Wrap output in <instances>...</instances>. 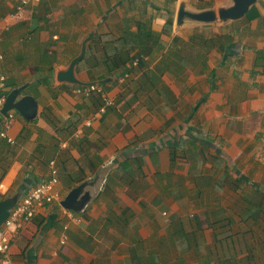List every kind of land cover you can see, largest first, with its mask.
<instances>
[{
	"label": "crops",
	"instance_id": "0c3cea01",
	"mask_svg": "<svg viewBox=\"0 0 264 264\" xmlns=\"http://www.w3.org/2000/svg\"><path fill=\"white\" fill-rule=\"evenodd\" d=\"M183 2L202 10L232 0H42L18 18L19 0H0V83L27 85L22 94L39 112L29 121L12 110L14 142L0 138V200L51 177L52 162L58 173L59 196L20 228L13 264H187L168 260L171 241L190 250L205 220L216 239L247 192L264 193V0L249 18L178 25ZM93 31L77 75L115 76L99 84L114 99L105 112L99 94L57 81ZM140 49L125 83L109 75ZM99 174L86 209L72 211L80 220L70 218L60 200ZM256 258L264 264V248Z\"/></svg>",
	"mask_w": 264,
	"mask_h": 264
},
{
	"label": "water",
	"instance_id": "95a60500",
	"mask_svg": "<svg viewBox=\"0 0 264 264\" xmlns=\"http://www.w3.org/2000/svg\"><path fill=\"white\" fill-rule=\"evenodd\" d=\"M259 0H232L228 6H220L218 8H208L202 10H192L186 7L183 2L177 13V24L182 25L186 21L195 23H215L220 22L228 24L232 21L242 19L247 15L250 9ZM94 31L89 34L82 43L80 53L75 56L70 63L57 72V81L60 84H72L80 86H89L94 84H103L112 82L115 76L107 77L96 81H84L77 75V66L85 58L87 52V42L93 36ZM27 85H21L13 88L6 96V100L2 107V114L9 115L10 110L18 111L23 117L29 121H34L38 116V101L31 94H22L23 89ZM101 178L99 174L94 180L84 181L74 187L62 200L60 205L66 210L81 212L86 209L92 200V193L88 186L96 184ZM20 199V193L10 195L0 200V227L8 219L11 210L15 207Z\"/></svg>",
	"mask_w": 264,
	"mask_h": 264
},
{
	"label": "built area",
	"instance_id": "2783aa9c",
	"mask_svg": "<svg viewBox=\"0 0 264 264\" xmlns=\"http://www.w3.org/2000/svg\"><path fill=\"white\" fill-rule=\"evenodd\" d=\"M41 1L42 0H19V4L11 13V16L18 18L24 13L28 6L38 4ZM134 63L137 64V60H135ZM129 76L130 72L127 71L120 74L118 79L121 83H125ZM0 88L2 89V92L0 93V138L7 139L9 142H14L8 134L10 122L14 116L13 111L10 110L7 117L1 112L8 91L4 78L1 79ZM75 92L84 97H91L94 94H99L104 100V105L101 108L102 112H105L107 107L114 104V99L110 97L105 88L99 84L89 86L77 85L75 87ZM51 164L54 165V162ZM53 165L51 177H45L31 186L21 196L15 207L11 210L8 219L0 227V264H13L11 258V246L13 240L17 237L20 228L30 222L43 207L54 203L58 198L59 194L55 190V186L58 182V173ZM67 214L70 218L75 219L76 221L80 220V218L75 216L72 211L68 210ZM68 228V225L65 224L61 236L62 244L68 241Z\"/></svg>",
	"mask_w": 264,
	"mask_h": 264
},
{
	"label": "rangeland",
	"instance_id": "374dc122",
	"mask_svg": "<svg viewBox=\"0 0 264 264\" xmlns=\"http://www.w3.org/2000/svg\"><path fill=\"white\" fill-rule=\"evenodd\" d=\"M254 199L263 200L264 195L259 196V197L256 196ZM193 210H197V208L194 207ZM237 210L238 208H235V211ZM255 210L256 209L254 208L253 205L248 207L247 209L245 208V205L243 207V204H240V207L238 210L239 217L235 216L236 218L238 217V219L236 220L235 218V222H233L230 227L231 231L228 232L230 233V235H232V238L226 239L225 236H222L223 234L221 233V231L224 232V230H221L222 226L217 228L221 231H219L215 237L219 238L222 236L224 238L223 240H226V242L231 239L232 242L230 241L229 243H232V245L234 246V249L236 251V258L237 260L240 259L239 263L244 262V260L246 259L245 256L248 254L249 252L248 250L250 247H253L255 249L259 248L257 250L264 248V236H263L262 231L260 230V228H264V221L258 220V222H256L255 220L252 221L249 219H243L245 211L251 214ZM201 216L202 214H200V217ZM188 219L190 221L195 220L193 218V215L188 216ZM224 222H226V219L224 220ZM203 223L204 225H202V228H200L201 233H202L201 235L202 240L200 242L197 241L195 245L192 244V247L190 250L188 249V247H184V245H181L179 242H178V247L173 243V241H171L173 243V246H171V242H170V255L168 257V260H170V262L176 261V259H183V261H185L187 264H202V260L204 258H207V254L210 252V249L216 250L219 247H221L220 242H218V240L213 238L215 232L214 230L211 231L210 229L212 225L208 224L206 220ZM228 224L230 223H227L225 226H227ZM204 238L205 240H203ZM251 251H254V250H251ZM250 262L252 264H258L257 263L258 260L256 256L254 258L252 257ZM203 264H208V263L204 261Z\"/></svg>",
	"mask_w": 264,
	"mask_h": 264
},
{
	"label": "trees",
	"instance_id": "16d2710c",
	"mask_svg": "<svg viewBox=\"0 0 264 264\" xmlns=\"http://www.w3.org/2000/svg\"><path fill=\"white\" fill-rule=\"evenodd\" d=\"M254 9V7H252L251 11ZM251 11L247 13V15L245 17L249 18L250 15H251ZM88 53L86 54L85 58L81 61V63H84L87 61L88 59ZM144 52V49H140V51H138L135 55L131 56L130 54H128L127 57H122V62L119 66H115L114 68H111L110 69V73L109 75H114L117 73L119 74H123L125 73L127 70H129V64H130V61L132 63V61L134 60V58H136L137 56L138 57H142ZM264 54L263 53H260V55L258 56V59H257V64L258 65H262L263 68H264ZM129 63V64H128ZM80 64V63H79ZM98 64H95L93 66H97ZM89 66V65H87ZM118 68H120L118 70ZM92 80H96V78L94 77ZM103 86L107 85V83H104L102 84ZM13 87L11 86V89ZM9 89L7 91V94L10 92ZM129 161H125L123 163L120 164V166L122 168H124L127 164H128ZM230 177V173H229V167H227V174H226V178H229ZM231 184H234L235 187H240L243 183L242 179L240 178H233V179H230L228 180ZM263 192H258V190H254V193L253 191H249L247 192L246 196L244 195V200L246 202L245 204V208L248 209V207L250 206H254V208L256 209L255 211H253L251 214L247 213L245 211V214L243 216L244 219H253L255 221H258L260 218H263L264 219V201H261V200H258V199H254L256 196L259 197L261 196ZM264 194V193H263ZM238 211H236L237 213ZM239 215V214H238ZM226 218H224L223 220H225ZM226 223V222H225ZM226 224H222V228L221 230H224V232H222L221 230V233L223 234L222 236H225L226 239L227 238H232V235L228 234L227 231H231L230 228H227L225 229L227 226H225ZM182 228V227H181ZM180 230V229H179ZM264 231V229H262ZM181 231V230H180ZM187 235V233L184 231L183 232V236ZM219 237V238H216V240H218V242H220L221 244V247H219L218 249L214 250V249H210V252H209V255H207V258H204L202 260V264L205 262H207L208 264H212V263H220V264H238L240 262V259L237 260L236 258V251L234 249V246L232 245V243H229L231 241L228 240L226 242V240H223L224 238L223 237ZM232 242V241H231ZM188 243H192L190 240H188ZM253 247H250L249 248V252H248V255L245 256V260L244 261H250L252 259V257L254 258L255 256H257V249L253 248ZM251 250H254V251H251Z\"/></svg>",
	"mask_w": 264,
	"mask_h": 264
}]
</instances>
